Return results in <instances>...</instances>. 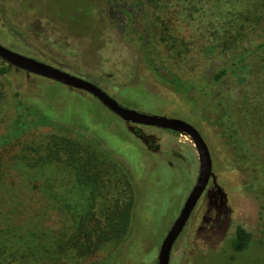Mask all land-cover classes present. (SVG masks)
<instances>
[{"label":"rangeland","instance_id":"obj_1","mask_svg":"<svg viewBox=\"0 0 264 264\" xmlns=\"http://www.w3.org/2000/svg\"><path fill=\"white\" fill-rule=\"evenodd\" d=\"M206 1L202 7L195 2L198 11L185 30L172 19L164 25L152 2L0 0V42L96 83L125 107L183 118L200 131L212 159L209 184L220 188L232 208L230 225L198 230L209 201L204 195L173 243L168 264H264V245L259 243L264 241V55L239 61L244 48L264 37V0ZM213 18L221 29L213 28ZM145 53L197 86L205 83L213 63L238 56L234 77L221 86L236 109L230 129L220 128L211 116L203 118L201 109L158 80ZM13 99L36 103L111 150L126 165L140 197L119 238L98 243L93 236L95 244L76 247L77 231L97 224L90 215L106 221L114 198L126 197L120 174L109 168L100 173L105 184L91 194L90 185L79 181L67 162H23L19 150L27 146L22 138V143L0 150V262L156 264L160 242L197 176L198 155L190 137L138 125L158 144L149 149L132 132L133 123L91 94L12 66L0 73V133L14 115ZM59 132L52 127L34 130L27 144L33 141L35 147ZM229 139L236 142L234 149ZM104 160L98 156L102 168ZM238 222L252 233L253 243L232 253L220 239L229 237Z\"/></svg>","mask_w":264,"mask_h":264},{"label":"trees","instance_id":"obj_2","mask_svg":"<svg viewBox=\"0 0 264 264\" xmlns=\"http://www.w3.org/2000/svg\"><path fill=\"white\" fill-rule=\"evenodd\" d=\"M112 1L115 4H119L121 0H108L110 4ZM128 1L132 2L134 0ZM139 1L147 4L151 2L155 3L163 17L162 21L164 25H171L169 23H171L170 20L172 19L176 20L179 24L183 23L186 28L185 30H190L188 26L189 22L193 20V17L196 15L195 12L198 11V9L195 11V2L200 3L201 7L207 4L206 0ZM250 8L255 10L256 6ZM248 11L249 9H246V12ZM246 17L247 15L244 14V20H246ZM211 22L215 30L221 29L218 19L213 18ZM174 31L178 34V37L180 36L179 41L181 42V31L178 28ZM262 54L264 55V37L253 48H244L243 55L239 61H243L251 55L260 58ZM145 58L154 76L161 82L168 84L174 91L182 93L187 101L196 105L195 108L201 109L203 118H210L211 116L213 120L216 119L220 128L230 129L231 124L234 123L233 117L236 109L232 97L230 98L224 87L221 88V86L226 85L234 77V69L238 63L237 59H239L238 56L232 55L226 61L213 63L212 67L208 70V74H206L205 83L201 86H197L179 77L175 72L166 68L161 61H157L153 54L145 53ZM10 67L9 64L0 60L1 74L7 73ZM212 105L214 106L212 107ZM13 106L15 108L14 115L6 130L0 133V150L22 143L21 139L23 138L25 139L23 144H25V147L27 146V149L19 150V157L23 162L27 165H39L52 161L67 162L74 168L77 179L90 185L91 194L97 191L101 185L105 184L100 173L107 174L108 170L112 169L120 174L118 180L123 185L126 197L124 199L114 198L113 209L107 214L106 221L96 218L91 214L89 219L94 220V223H97L96 226L81 227L77 231L73 245L79 248L83 246L85 248L88 247L90 242L93 245V243L95 244L93 236L98 237L96 239L98 243L104 242L106 238H119L130 218L135 201L140 197V193L137 191L126 165L113 156L111 150L102 147L95 138L83 133V129L57 121L46 114L36 103L23 99H13ZM45 127H52L61 132L50 134L51 137L49 139L43 140L35 147L31 146L33 141L27 144L32 131ZM131 130L149 149L158 147V144L154 141V136L144 132L138 125L133 124ZM227 143L231 145L232 149L236 146V142L233 139H229ZM21 147L25 148L24 146ZM100 155L105 159V166L103 168L98 164V156ZM250 176L252 177V175ZM205 194L209 201L206 213L202 218V224L199 225L198 230L207 231L223 223H225L226 227H229L231 220L229 214L232 212V208L226 203L223 192H218L216 186H213L207 189ZM252 195L256 197L258 194L253 192ZM254 196L252 197L255 198ZM82 239L86 240V245ZM220 240H225V243L222 244L224 246L227 242L229 243L232 253L243 251L253 243L252 233L241 222L233 225L232 233L229 237L225 234ZM259 243L261 246L264 245V241H259ZM0 264L2 263L0 262Z\"/></svg>","mask_w":264,"mask_h":264},{"label":"water","instance_id":"obj_3","mask_svg":"<svg viewBox=\"0 0 264 264\" xmlns=\"http://www.w3.org/2000/svg\"><path fill=\"white\" fill-rule=\"evenodd\" d=\"M0 60L29 74L41 76L65 86L83 90L94 96L102 105L124 121L136 125L168 129L190 137L198 155V172L194 184L189 190L178 214L163 236L158 248L156 264H168L173 243L182 232L212 177L210 151L200 131L191 122L183 118L145 113L134 108L125 107L96 83L33 56L18 52L1 42ZM216 189L218 192H221L218 186H216Z\"/></svg>","mask_w":264,"mask_h":264},{"label":"flooded vegetation","instance_id":"obj_4","mask_svg":"<svg viewBox=\"0 0 264 264\" xmlns=\"http://www.w3.org/2000/svg\"><path fill=\"white\" fill-rule=\"evenodd\" d=\"M209 182H210V181H209ZM212 187H213V184H209V183H208V186H207V188H206L204 194L202 195V197H203L204 195H206L205 193H206L207 189L212 188ZM202 197H201V198H202Z\"/></svg>","mask_w":264,"mask_h":264}]
</instances>
